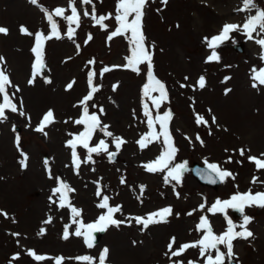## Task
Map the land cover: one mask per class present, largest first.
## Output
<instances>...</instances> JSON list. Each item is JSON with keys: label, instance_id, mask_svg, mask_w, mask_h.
Returning <instances> with one entry per match:
<instances>
[{"label": "rangeland", "instance_id": "374dc122", "mask_svg": "<svg viewBox=\"0 0 264 264\" xmlns=\"http://www.w3.org/2000/svg\"><path fill=\"white\" fill-rule=\"evenodd\" d=\"M117 3L93 0L86 5L75 0L81 21L79 27L71 25L75 29L71 39L67 35L69 22L53 16L61 38L45 42V68L30 84L34 34H51L44 9L54 13L62 7L65 15H71L70 0H37L36 4L31 0H0V26L9 30L0 34V56L4 57L0 67L10 76L8 91L18 108L16 113L6 110L7 119L0 122V264H55V258L61 256L65 258L63 264H86L77 259L81 256L97 258L98 264L105 247L109 249L106 264H206L207 254L201 256L198 247L187 249L179 257H166L168 244L175 237V251L182 244L201 239L204 232L197 230L201 216L208 218L217 235L226 231L229 219L236 231L241 230L243 218H235L230 208L214 214L209 211L211 205L217 199L227 201L249 190L264 192V169H257L249 160L250 156L264 160V86L254 88L251 78L254 68H264V49L242 31L233 32L231 39L216 49L220 60L208 62L211 49L204 39L217 35L226 23L243 25L249 16L264 10V0H254V7L247 10L243 0H167V4L149 0L142 24L152 66L140 64L138 72L126 66L132 50L130 33L108 39L119 27ZM93 5L97 16L111 14L104 21L106 29L91 15H83L85 10L91 13ZM22 26L33 35L23 34ZM257 38H264V34ZM237 44H242L244 51L236 50ZM104 67L110 71L101 76ZM92 71L96 73L93 84L99 90L88 101L89 112L97 114L108 131L127 142L117 152L113 138L97 129L90 147L104 139L108 151L117 152L119 159L112 161L108 153L101 152L93 153L94 162H89L87 149L78 145L81 164L77 169L66 142L84 131V126L74 121L82 116L81 101L90 92L88 76ZM150 73L166 85L168 99L159 109L152 103V97L158 98L159 93L150 92L146 97L143 92ZM200 76L206 80L203 89L198 86ZM70 82H74L73 87L67 89ZM144 104L153 118L168 110L173 113L169 127L178 151L172 163L186 166L179 183L170 178L165 182L167 170L151 173L144 167L160 156L164 147L162 137L144 149L137 143L151 131ZM50 109L55 122L45 128V136L35 129ZM197 115L208 124H197ZM154 127L160 131L155 119ZM24 154L28 157L26 168L20 163ZM193 161L217 164L232 172L234 179L226 178L216 190L202 186L190 173ZM254 177L256 183H252ZM60 181L75 189L69 193L70 202L82 210L75 220L84 224L106 214V209L98 207L102 202L98 189L109 197L110 206H121V212L114 214L116 219L147 216L169 206L173 214L167 223L147 229L134 220L119 228L110 226L99 232V240L89 248L83 236L74 235L79 224L74 222L70 207L60 208L58 195L52 194ZM243 213L252 218L247 227L254 236L233 241L232 260L264 264V207L245 206ZM49 219L51 222H46ZM66 227L68 239L63 238ZM220 248L226 251L224 246ZM30 251L48 259L37 261ZM225 264L231 262L226 259Z\"/></svg>", "mask_w": 264, "mask_h": 264}, {"label": "snow or ice", "instance_id": "6c2138e0", "mask_svg": "<svg viewBox=\"0 0 264 264\" xmlns=\"http://www.w3.org/2000/svg\"><path fill=\"white\" fill-rule=\"evenodd\" d=\"M149 0H118L117 8H116V16L115 19L118 22L119 27L110 34L108 39H112V37L128 34L130 33L132 50L130 57L127 58V67L133 71H139V65L143 63H147L149 68L152 66V53L150 52L148 46L145 44L146 37L143 34V16L145 6L148 4ZM244 2V10L254 7V0H243ZM31 3L36 4L37 0H31ZM83 4H92L93 0H82ZM162 3L167 4V0H162ZM70 8L71 15H65L66 9L62 7H57L54 10V13L48 12L46 9L44 11L47 13V19L51 24V34L46 35L43 32H37L34 34L35 36V45L32 48V52L35 55V63H34V72L33 79L29 80V83L34 82V78L38 73H41L45 68L44 63V46L45 42L52 39L53 37L59 39L60 34L57 30V24L53 19V16L63 17L66 21L69 22L68 28V38L71 39L74 35L75 29L71 27V25L75 24L77 27L80 25L81 16L78 12V9L75 4V0H70ZM84 16L91 15V18L95 21L96 24L100 25L102 28H107V25L104 24L106 19L111 18V14L107 16L96 15L95 6L93 5L91 13L87 10L83 13ZM8 29L6 27L0 26V34H8ZM242 31L249 40H255V42L260 45L261 49H264V38H257L264 34V10L258 11L255 15L249 16L243 25L235 24V23H226L223 25L221 31L212 37H205V42L208 48L211 49V54L207 57L208 62L219 61L220 56L217 52V48L223 44L225 41L231 39V33ZM21 32L25 35H33L26 27H21ZM254 33L256 36H254ZM91 39V36H89ZM261 60H264V54L261 55ZM4 62V57L0 56V63ZM89 63H94V61H90ZM110 71V68L104 67L101 70L100 75L102 76L104 73ZM252 80L254 81L253 87L256 88L258 85L264 86V68L253 69L252 70ZM96 75L94 71L89 73L88 76V84L91 86L90 92L86 95L81 103L83 104V113L79 119L74 121L77 125L84 126V131L76 134L74 139H71L66 142V145L72 149V157L73 163L78 169L81 160L77 155L76 148L78 145L87 149V160L89 162H94L92 160V154H99L101 152L108 153L109 159H113L117 152L121 149V147L127 142L122 137L114 136V134L108 131L107 125H102V122L99 116L95 113L89 112L88 101L93 99V94L96 93L99 88L93 84V77ZM187 79V77H185ZM227 79V78H226ZM46 82H51L50 80H46ZM74 82H70L66 85L67 89H71L73 87ZM12 86V82L9 74H7L6 70L3 67H0V94H2L3 102L0 103V122L7 119L6 110H10L12 113H16L18 111L17 104L13 102L12 97L9 95L8 88ZM185 85H182L184 87ZM199 88L203 89L206 86V80L204 76H200L198 80ZM16 87V91H19V87ZM227 91H231L228 89ZM144 95L147 97L150 92H158L159 97H152V103L155 105L157 109L160 108L161 103L168 99V93L166 89V85L161 82L159 79L155 78L153 75H149V82L144 86L143 89ZM14 96V93L12 94ZM22 105V102H21ZM145 116L148 117L147 124L150 132L146 133L140 140L137 141L139 147L144 149L148 146V144L161 140L164 145L162 153L158 156L154 161L147 163L144 165L146 170L151 173L163 172L167 170V174L165 176V182L169 181V178L173 181L179 183L181 181L185 164H175L173 165V160L178 151L174 144V139L170 131V121L173 117V113L171 110L166 111L163 114H157L155 118L148 111V105L144 104ZM103 112V109H100ZM20 115H25L23 112H20ZM154 119L155 122L159 123L160 131L157 132L154 127ZM55 122V116L53 110H48L42 117L39 125L35 129L38 132L43 133L47 136V132L45 128L52 123ZM197 124L207 125L208 121L205 120L203 116L197 115L196 118ZM212 122H216L215 116L212 117ZM99 129L104 133V135L113 138V142L115 144V148L117 152H109V145L104 140L101 139L95 146L90 147V141L92 140L94 133ZM15 130V128L13 129ZM199 139V136H197ZM202 142V141H201ZM16 143L19 146L20 137H16ZM245 152L243 149L240 150V155H244ZM264 155V154H262ZM28 157L24 154L23 160L20 161L22 167H27ZM249 160L254 162L257 169H264V160L250 156ZM47 165V161H45ZM209 169L221 180L224 181L226 178H233L234 175L232 172L228 170L221 169L217 164H209ZM211 183H216L215 179L210 180ZM257 178H253L252 183H256ZM143 189V186H141ZM75 189L71 188L64 181L59 182V186L53 189V196L58 195L59 207L64 208L65 206L70 207L72 216L74 218V222L79 224V227L75 229L74 235L77 237L83 236L85 239V243L87 247H93L94 241V233L96 232H104L110 226H115L119 228L121 224H131L134 220L137 225H141L143 229H147L150 225L159 224V223H167V218L173 214V209L169 207H165L163 209L157 210L155 212H151L147 214V216H136V217H126L124 220L114 218L115 213L121 212V206H110L109 197L106 195H102V191L98 189L97 196H102V202L98 204L100 209H106V214L100 215L97 220L93 223L84 224L82 221L75 220L76 217H80L82 215V210L77 209L76 207L71 205L69 193L74 192ZM177 195H179L177 193ZM50 200L52 197L49 198ZM55 203V201H53ZM259 206L264 207V192L252 193L249 190L246 193H237L233 195L227 201H221L219 199L211 205L209 211L212 213H225L226 209H234L236 211L241 212L243 214L245 206ZM201 210H203L204 205L200 206ZM7 216V213H3ZM191 215V213H189ZM252 218L246 215L243 216V223L240 225L239 231H236V225L233 223L231 219L227 221L228 227L226 231L222 234H215L210 221L207 217L201 216L200 222L197 225V230L204 232V235L201 239L192 243H185L180 245L175 251H173V245L175 244V237L172 238L171 242L168 244V250L171 253L172 257L181 256L187 249L198 247L201 253V256H205L206 254V264H225L226 259L231 262L234 258L235 253L233 251V241L236 239H248L253 237L254 234L250 231L247 225L251 222ZM48 223L51 222L49 219L46 221ZM83 230V231H82ZM15 235H19L18 233ZM64 239L69 238V232L67 227L65 228ZM224 246L226 251H222L220 246ZM215 252V255H212V252ZM29 255L33 256L37 261H44L48 259V257L43 255H38L34 251H30ZM109 255V249L107 247L103 248L98 257V264H106L107 258ZM168 255V253H165ZM64 257L55 258V264H63ZM78 260L86 262V264H95L96 259L91 256H81L77 257ZM182 264V262H179ZM189 264H194V262H189Z\"/></svg>", "mask_w": 264, "mask_h": 264}, {"label": "water", "instance_id": "95a60500", "mask_svg": "<svg viewBox=\"0 0 264 264\" xmlns=\"http://www.w3.org/2000/svg\"><path fill=\"white\" fill-rule=\"evenodd\" d=\"M193 172L204 183L210 182L211 179L216 180V183H213L214 185H217L220 182L218 177L212 171H210L208 168L201 166L199 164L194 165ZM97 238H98L97 234L94 233V240H97Z\"/></svg>", "mask_w": 264, "mask_h": 264}]
</instances>
